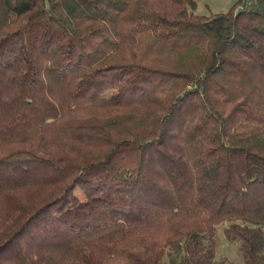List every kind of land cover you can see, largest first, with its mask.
Listing matches in <instances>:
<instances>
[{"label": "trees", "instance_id": "1", "mask_svg": "<svg viewBox=\"0 0 264 264\" xmlns=\"http://www.w3.org/2000/svg\"><path fill=\"white\" fill-rule=\"evenodd\" d=\"M195 5L0 0V264H264V0Z\"/></svg>", "mask_w": 264, "mask_h": 264}, {"label": "rangeland", "instance_id": "2", "mask_svg": "<svg viewBox=\"0 0 264 264\" xmlns=\"http://www.w3.org/2000/svg\"><path fill=\"white\" fill-rule=\"evenodd\" d=\"M236 0H196V14H211L224 12L228 10ZM78 198L82 199L83 196L76 192ZM225 224H220L216 227V241L217 248L214 255L215 262H221L225 260V264H242L241 257L238 252L237 244L229 242L224 234L223 227ZM264 229V226H262ZM178 258L177 254L173 251L167 250L166 255L162 261V264H168L170 259Z\"/></svg>", "mask_w": 264, "mask_h": 264}]
</instances>
